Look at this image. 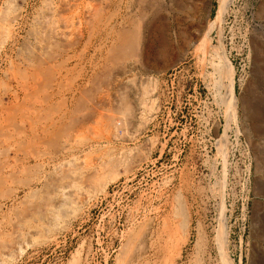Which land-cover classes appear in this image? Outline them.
I'll return each instance as SVG.
<instances>
[{
	"label": "rangeland",
	"instance_id": "1",
	"mask_svg": "<svg viewBox=\"0 0 264 264\" xmlns=\"http://www.w3.org/2000/svg\"><path fill=\"white\" fill-rule=\"evenodd\" d=\"M50 1L0 0V264H264V0Z\"/></svg>",
	"mask_w": 264,
	"mask_h": 264
},
{
	"label": "bare ground",
	"instance_id": "2",
	"mask_svg": "<svg viewBox=\"0 0 264 264\" xmlns=\"http://www.w3.org/2000/svg\"><path fill=\"white\" fill-rule=\"evenodd\" d=\"M53 1V0H52ZM52 1H50V2H52ZM84 1V0H83ZM91 1H93V0H91ZM230 1L231 0H220L219 1V11H221V12H226V9H227V6H229V3H230ZM55 2V1H54ZM77 2H78V0H60V3L59 4H61V6L59 7L60 8V12L61 13H58V14H62V13H64V14H68V13H66V12H72L71 10L76 6V4H77ZM94 2V3H93ZM92 3H93V5L95 6L96 5V7H94V8H89V9H87V11H86V17H87V19L90 21V23L89 24H91L92 22V20H98L99 19V17L98 18H95L96 16H97V14H98V12L100 13L101 11H99V8L100 7H102V6H100V7H97V4H95V1H93ZM91 3V4H92ZM103 3V2H102ZM107 3V2H106ZM50 4V3H49ZM58 4V3H57ZM99 4V3H98ZM108 5V4H107ZM46 6V5H45ZM44 6V7H45ZM57 6H59V5H57ZM56 6V7H57ZM53 7V6H52ZM52 7L51 6H49V8L50 9H48L47 8V10H46V12H45V14H43L44 16H43V18H42V20L41 21H37L36 23H40L41 22V30H43V31H45V32H47V31H49V30H52L51 31V35H52V39H54V40H56L57 41V43H58V41H69L68 39H69V37L71 38V35H72V32L73 31H75V34L76 35H78V32H76V30H73L74 28H75V26H77V25H73V22H71L70 20L72 19V21H73V18L71 17V19L69 20V19H67L66 17L67 16H65L64 18L61 16V18H60V20L59 21H57V22H55V21H52L53 19H51V16L52 15H54V14H52L53 12H52ZM55 7V6H54ZM93 7V6H92ZM103 8V7H102ZM102 8H100V10L102 9ZM104 8H105V6H104ZM58 9V8H57ZM59 10V9H58ZM86 10V9H85ZM45 11V10H44ZM83 11V10H82ZM40 12V11H39ZM109 13V12H108ZM75 14V13H74ZM82 14V13H81ZM104 14V13H103ZM63 15V14H62ZM83 15V14H82ZM42 16V15H41ZM55 17V16H54ZM69 17V16H68ZM82 17V16H81ZM102 17V16H101ZM13 18V17H12ZM76 18V17H75ZM78 18V17H77ZM103 18V17H102ZM102 18H100V19H102ZM14 19V18H13ZM39 19V18H38ZM78 21H81V20H78L77 19V22ZM84 21V20H83ZM89 21H87V20H85L84 21V23L86 22L87 24H88V22ZM99 21V20H98ZM3 22V21H2ZM4 22H6V21H4ZM13 22V21H12ZM77 22H76V24H77ZM95 22V21H94ZM79 23V22H78ZM81 23V22H80ZM79 23V25L81 26V24ZM122 23V22H121ZM137 23V22H136ZM87 24H84L86 27L87 26H89V25H87ZM79 25H78V27H79ZM101 25V24H100ZM0 26H1V24H0ZM8 26V25H7ZM6 26V27H7ZM35 26H36V24H35ZM92 26V25H91ZM91 26H90V29H91ZM138 26V25H137ZM74 27V28H73ZM77 27V28H78ZM81 28V27H80ZM79 28V29H80ZM4 29V28H3ZM33 29V28H32ZM87 29H88V27H87ZM89 29V30H90ZM39 30V29H38ZM37 30V31H38ZM73 30V31H72ZM81 30V29H80ZM5 31V30H4ZM3 31V32H4ZM32 31V30H31ZM79 31V30H78ZM95 31V30H94ZM33 32H35V30L33 31ZM39 32H40V30H39ZM45 32H43L45 35H46V33ZM92 32H93V30H92ZM92 32H89V33H92ZM41 33V32H40ZM48 33V32H47ZM211 33V32H210ZM43 34V35H44ZM81 34V33H80ZM79 34V35H80ZM85 34V33H84ZM48 35V34H47ZM75 35V36H76ZM118 35V34H117ZM81 36H82V34H81ZM81 36H80V38H81ZM206 36V35H205ZM40 37H41V35H40ZM40 37H39V39H40ZM78 37V36H77ZM34 38V37H33ZM37 38V37H36ZM45 38V37H44ZM47 38H48V36H47ZM50 38V37H49ZM107 38V37H106ZM206 38V37H205ZM72 39V38H71ZM71 39H70V41H71ZM73 39H75L74 37H73ZM101 39V38H100ZM44 40V39H43ZM45 40H46V38H45ZM51 39H48L47 41L48 42H51L50 41ZM103 40V39H102ZM206 40H207V38H206ZM38 41V40H37ZM37 41H35V43L37 42ZM41 41V40H40ZM69 41V42H70ZM76 41H77V39H76ZM117 41V40H116ZM208 41V40H207ZM39 42V41H38ZM37 42V43H38ZM72 42V41H71ZM71 42H70V44H71ZM53 43V42H52ZM60 43V42H59ZM46 43H43V44H41V45H43V46H39V44H37L40 48H38L40 51L41 50H46V48H47V46L46 45H48V44H46ZM65 44V43H64ZM36 45V46H37ZM52 45V44H51ZM56 45V44H55ZM119 45H120V43H119ZM46 46V47H45ZM58 46V45H57ZM118 46V45H117ZM114 47V46H113ZM51 48V47H50ZM35 49V48H34ZM121 49H122V47H121ZM68 50V49H67ZM33 51H35V50H33ZM50 51V50H49ZM28 52V51H27ZM43 52V51H42ZM46 52H47V50H46ZM63 52V51H62ZM66 52V51H65ZM41 53V52H40ZM42 54V53H41ZM50 54V53H49ZM53 56V55H52ZM43 57H44V55H43ZM109 58V57H108ZM221 59V58H220ZM112 61V60H111ZM38 62V61H37ZM42 62V61H41ZM66 62V61H65ZM221 64H222V68H221V70L220 69H218V71H220L221 72V74H222V76L224 77V78H226L227 80H228V82L230 83V87H229V97L230 98H232V101L234 102V104L233 105H231V106H233V108L235 109V106H236V98H235V95H234V93H233V79H232V77H231V75H230V71H229V68H228V65L226 64V62L225 61H223L222 59H221ZM42 66V65H41ZM124 67V66H123ZM218 67V66H217ZM120 70V69H119ZM126 71H127V69H126V67H124L123 69H121V71H119L121 74H125L126 73ZM223 80V79H222ZM224 86V85H223ZM228 87V86H227ZM93 109V108H92ZM96 113V112H95ZM235 111H233L232 113H230V119H235V117H236V115H235ZM36 115V114H35ZM122 115H120L119 117H121ZM117 117V116H116ZM115 117V118H116ZM105 118V117H104ZM113 118V117H112ZM115 118H113V121L115 120ZM124 118V117H123ZM122 118V119H123ZM61 119V118H60ZM121 118H117L114 122H113V127H115V125L118 123V122H120L121 120H122ZM126 119V118H125ZM131 119V118H130ZM124 120V119H123ZM96 121V120H95ZM117 121V122H116ZM127 121H128V119H127ZM233 121V120H232ZM125 122V121H124ZM58 123V122H57ZM98 123V122H97ZM111 123H112V121H111ZM127 125V124H126ZM132 125V124H131ZM62 126V125H61ZM63 127V126H62ZM108 127V126H107ZM109 128V127H108ZM49 129V128H48ZM47 130V129H46ZM110 130V129H109ZM116 133V132H115ZM115 136V135H114ZM113 136V137H114ZM220 140V142H221V140L222 139H219ZM75 141H76V139H75ZM69 145V144H68ZM68 147V146H67ZM70 147H72V146H70ZM67 149V148H66ZM44 154V153H43ZM17 161V160H16ZM88 161V160H87ZM43 162V161H42ZM74 162V161H73ZM77 162V164H78V161H76ZM96 162V161H95ZM81 163V162H80ZM74 164H76V163H74ZM92 165V164H91ZM77 167V166H76ZM100 167V166H99ZM71 167L70 166H67V165H64V166H62L61 165V167L58 169V173H59V178H57L58 179V181H57V183L58 184H56V185H54L53 186V189H52V198L50 199V201H48L47 203H45V204H41V206H40V208L42 207L43 209H45V214H46V220H48V221H50L54 216H55V213L57 212L56 210L58 209L59 210V208H65L64 210H66V212L67 213H69L68 211H72V210H70V208H71V206L73 205H75V207H76V203H79L80 201H82L83 200V198H82V192L84 193L85 191H82V190H80L79 188H77V181H82L83 179H82V177L83 176H85V175H83V174H81L82 173V171H81V169L79 170V171H81V173L78 171V172H76V171H73V170H71L70 169ZM86 168V167H85ZM42 170V169H41ZM105 170V169H104ZM53 174V173H52ZM89 174V173H88ZM83 175V176H82ZM48 178V177H47ZM47 181V180H46ZM81 181L79 182V183H81ZM85 181H87V180H85ZM40 183V182H39ZM86 183H88V182H86ZM82 184H80V186H81ZM80 186H78V187H80ZM47 187V186H46ZM42 188V187H41ZM82 188V187H81ZM84 188V187H83ZM33 193V192H32ZM31 194V193H30ZM85 194V193H84ZM32 197V196H31ZM85 200V199H84ZM38 201V200H37ZM40 201V200H39ZM81 204V203H80ZM70 207V208H69ZM40 208H38V209H40ZM41 208V209H42ZM62 209V210H63ZM63 210V211H64ZM36 213V212H35ZM40 216V215H39ZM41 218V217H40ZM222 220H224V219H222ZM52 221V220H51ZM226 221V220H225ZM222 224H223V229H222V233H223V235H224V238H225V241H226V239H227V230H226V227H224V225H225V223H224V221L222 222ZM56 227V226H55ZM16 241H15V243L13 244V248H15V247H18V248H16V250H18L19 249V251H20V245H19V242H18V240H19V237L16 235ZM21 239V238H20ZM226 264H234L233 263V260L230 258V257H227V262H226Z\"/></svg>",
	"mask_w": 264,
	"mask_h": 264
},
{
	"label": "built area",
	"instance_id": "3",
	"mask_svg": "<svg viewBox=\"0 0 264 264\" xmlns=\"http://www.w3.org/2000/svg\"><path fill=\"white\" fill-rule=\"evenodd\" d=\"M243 145L246 146L245 144H243ZM243 145H242L241 147H243ZM243 232H244V230H243ZM243 234H244V233H241V234L238 235L240 239L242 238V235H243Z\"/></svg>",
	"mask_w": 264,
	"mask_h": 264
}]
</instances>
